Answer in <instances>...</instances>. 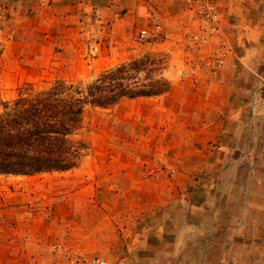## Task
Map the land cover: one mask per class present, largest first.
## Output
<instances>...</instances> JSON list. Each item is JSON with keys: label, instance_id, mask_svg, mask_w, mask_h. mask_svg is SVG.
<instances>
[{"label": "rangeland", "instance_id": "374dc122", "mask_svg": "<svg viewBox=\"0 0 264 264\" xmlns=\"http://www.w3.org/2000/svg\"><path fill=\"white\" fill-rule=\"evenodd\" d=\"M146 52L167 91L88 106L76 166L0 175V264H264V0H0V107Z\"/></svg>", "mask_w": 264, "mask_h": 264}, {"label": "trees", "instance_id": "16d2710c", "mask_svg": "<svg viewBox=\"0 0 264 264\" xmlns=\"http://www.w3.org/2000/svg\"><path fill=\"white\" fill-rule=\"evenodd\" d=\"M165 62L163 56L146 52L102 69L85 83L57 78L40 88L20 86L14 99L1 101L0 175L76 166L87 148L76 137L86 108L167 91L170 84L162 75Z\"/></svg>", "mask_w": 264, "mask_h": 264}, {"label": "built area", "instance_id": "2783aa9c", "mask_svg": "<svg viewBox=\"0 0 264 264\" xmlns=\"http://www.w3.org/2000/svg\"><path fill=\"white\" fill-rule=\"evenodd\" d=\"M147 35H149V32H147L145 29H143V30L141 31L140 36H147Z\"/></svg>", "mask_w": 264, "mask_h": 264}, {"label": "crops", "instance_id": "0c3cea01", "mask_svg": "<svg viewBox=\"0 0 264 264\" xmlns=\"http://www.w3.org/2000/svg\"><path fill=\"white\" fill-rule=\"evenodd\" d=\"M249 53H251V52H249ZM248 55H250V54H248Z\"/></svg>", "mask_w": 264, "mask_h": 264}]
</instances>
